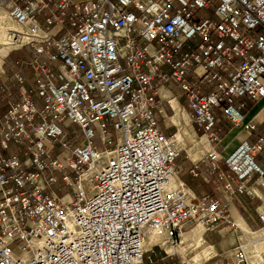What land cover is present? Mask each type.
I'll list each match as a JSON object with an SVG mask.
<instances>
[{"label": "built area", "instance_id": "obj_1", "mask_svg": "<svg viewBox=\"0 0 264 264\" xmlns=\"http://www.w3.org/2000/svg\"><path fill=\"white\" fill-rule=\"evenodd\" d=\"M2 17L10 51L33 55L0 87V264H152L157 246L169 264L151 235L238 229L227 203L174 181L160 89L177 84L204 131L219 109L249 134L264 123V0H0ZM262 150L264 135L208 153L226 198L253 193ZM225 264H253L246 244Z\"/></svg>", "mask_w": 264, "mask_h": 264}, {"label": "crops", "instance_id": "obj_2", "mask_svg": "<svg viewBox=\"0 0 264 264\" xmlns=\"http://www.w3.org/2000/svg\"><path fill=\"white\" fill-rule=\"evenodd\" d=\"M11 49L12 47L8 48V46L0 44V87L4 78L10 77V71L16 67L17 61L29 59L33 55L30 48H24L19 51L25 50V56L18 57L14 63H11L10 58L16 53L10 51ZM24 73L31 79V70L28 67L24 68ZM160 95L164 101L163 107L166 114L164 116V114L158 113L160 126L166 134H176L181 145V154L175 163L174 181L185 183L197 196L209 195L214 199L227 203L232 219L236 221L241 220L249 229H251L250 224L256 223L257 219L261 222L258 213L264 209V176L259 177L258 175H254L248 180V186L253 190L252 194L239 192L236 197L226 198L219 189V185L224 183V181H220L217 174L211 173L209 170L208 153L212 149H215L222 157H226L244 138H247L251 143H256L259 137L264 135V123H259L257 128L249 134L246 129L234 126L225 117L222 110L219 109L217 111L220 116L219 122L211 130L204 131L194 125L192 111L189 108L186 97L182 94L177 84L169 83L163 86L160 89ZM237 102H240V97L237 98ZM248 105L252 110L248 113L247 120L252 117L253 112L261 107V104L254 106L252 102H249ZM252 106L254 107L252 108ZM7 107V99L0 94V113L4 112ZM212 132H215L217 140L211 139L210 134ZM260 152H256L254 157L264 168V155L260 154ZM221 163L227 171L223 160ZM182 228L190 232L193 227L184 223ZM206 236L213 242L212 245L205 243L202 234L204 247H212V256H210L214 261L213 264H219L217 256L221 252H224L230 258L234 247L239 243V239L234 237L235 235H232L230 232L225 233L223 236L221 231H214L206 233ZM150 238L152 239H149L151 244L155 242L161 244L165 240L163 236L153 235ZM156 238H160L161 241H155ZM240 238L244 239L242 235H240ZM214 250L218 252H214ZM180 255L182 254L180 253Z\"/></svg>", "mask_w": 264, "mask_h": 264}, {"label": "rangeland", "instance_id": "obj_3", "mask_svg": "<svg viewBox=\"0 0 264 264\" xmlns=\"http://www.w3.org/2000/svg\"><path fill=\"white\" fill-rule=\"evenodd\" d=\"M14 52H16V53H14L12 55V57L10 58V62L11 63H14V61H15L16 58L21 57V56L22 57L25 56V50H23V51H14ZM199 133H201V132H199ZM197 140H199V139H197ZM202 140L204 141V139H202ZM178 145L181 146L180 143H178ZM260 154H263L264 155V151H261ZM62 192H64V191H62ZM62 192H60V193H62ZM234 221L236 222V225L238 226L237 221L236 220H234ZM186 223L189 224V225H191V227H193V228L198 227L202 231V234H203L205 243L212 245L213 242L211 240H209V238L206 236V233H204V229L202 228V226L200 224H198L195 220H191V221L186 222ZM250 228H251L250 229L251 231L256 232V233L250 234L249 240L252 239L256 235H263L262 223L259 222L258 219H257V222L254 223L253 225L250 224ZM227 232H230L232 235H235L234 237L238 238L239 239V242H243L244 243L245 240L240 238L241 230H240V227L239 226H238V229L236 231H234L232 228L231 229L230 228L225 229L222 232V235L224 236L225 233L227 234ZM187 235H188V230H184V228H182V234L180 236L179 242L182 239H185V237H187ZM149 239L152 240L151 238H149ZM149 239L146 242V245H148V246H149V244H151V242H150ZM184 244L185 245L186 244H190V245L192 244V242L190 241L189 237L187 238V240H186V242ZM259 246H260V248H257V247L254 248L252 246H247V250H248V253H249L250 261L253 264H264V243H260ZM192 249H193V246L186 247V252L188 254V258H191L192 256L195 255V251L192 250ZM215 251H217V250H214V252ZM173 252H174V254H172L168 258L167 263H169V264H187L185 262V260H184L183 254L180 251H178L176 249ZM173 252H169V253H173ZM179 252L182 255H180ZM147 255L151 257L152 264H165V261L162 260V258H161L162 256L165 255V250L163 248H161L160 246H157V247L153 248L152 250H148ZM211 256H210V258L204 260L201 264H213L214 261L211 258ZM217 258H218L219 264H225L226 261H227V259H228L227 255H225L224 252H221V254L217 256Z\"/></svg>", "mask_w": 264, "mask_h": 264}, {"label": "bare ground", "instance_id": "obj_4", "mask_svg": "<svg viewBox=\"0 0 264 264\" xmlns=\"http://www.w3.org/2000/svg\"><path fill=\"white\" fill-rule=\"evenodd\" d=\"M1 20H5L2 21ZM11 28V23L5 19L0 18V44L8 46V48L12 47L8 42L7 38V30ZM177 137V136H176ZM238 226L240 227L242 237L246 242H244L247 246L257 247L260 248L259 244L264 243L263 235H256L252 239L249 240L250 234L256 233L251 231L241 220L237 221ZM183 226V225H182ZM154 236H161L157 234H153ZM151 235V236H153ZM189 237L192 244H184ZM155 241H161L160 238H156ZM147 242V241H146ZM162 247H164L168 252H173L176 249L183 254L184 260L187 264H201L204 259H207L211 255V248L210 246L204 247L203 239H202V231L198 228H192L190 232H188L187 237L182 239L177 245H169L168 240L165 238L161 242ZM193 246L195 251V255L191 258H188V254L186 252V247Z\"/></svg>", "mask_w": 264, "mask_h": 264}]
</instances>
